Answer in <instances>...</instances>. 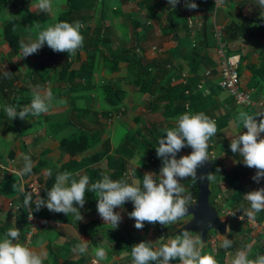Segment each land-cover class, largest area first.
<instances>
[{
    "label": "crops",
    "instance_id": "1",
    "mask_svg": "<svg viewBox=\"0 0 264 264\" xmlns=\"http://www.w3.org/2000/svg\"><path fill=\"white\" fill-rule=\"evenodd\" d=\"M73 1L78 2L75 5L85 11L83 14L81 12L84 20L80 14L78 17L81 23L90 24L87 26L90 32L86 37L83 35L84 47L76 51L80 59L72 66V76L68 73L63 76L58 60L46 59L48 51L43 47L27 58H22L20 48L17 53H13L2 34L3 26L14 19L20 41L36 40L39 33L36 31L37 21L30 19L24 9L28 7L39 11L43 30L54 25L57 16L66 9L60 10V1L52 0V7L46 12L36 7L38 0H6L0 4L3 11L0 13V162L20 171L24 165V155H29L34 162L33 169L39 173L45 186L49 179L48 170L54 175L53 185L56 172L65 163L72 161L67 172L73 173L77 180V173L86 174L90 183H95L102 179L104 173L110 176L112 168L109 161L113 154L116 155L115 149L126 138V133L135 131L136 137L140 138L139 132L144 133V129L150 127L153 130L144 134L146 140L134 146V158H125L124 164L127 161L129 166L136 167L143 176L146 172L159 174L160 167L153 166V157H147L148 149L158 147L159 138L166 136V129L175 127L176 118L181 114L204 112L217 123V134L208 142V156L213 159L209 174L214 176L209 181L211 196L220 193L221 203L227 208L247 215L251 205L244 196L264 187V178L259 183L252 179L256 169L245 166L239 153H232L230 142L238 134L247 131L243 128L239 113L243 111L253 116L260 114L255 117L259 123L264 119V106L238 105L220 88V55L213 31L215 24L222 26L229 46L228 52L240 58V87L253 89L254 99L264 102V27L256 22V19H263L264 22V9L259 7V0H220L216 10L214 6L208 7L212 0H194L198 4L195 10L186 8L185 0H180L175 8L167 0H94L91 12L90 6H82V0ZM239 25H245L243 33L234 38L226 35L229 27L234 29ZM89 35L97 37L99 43L91 42ZM86 48L90 49V53H87ZM37 54L44 57L30 71ZM88 54H93V72L86 79L80 76L79 67L80 62L88 58ZM137 61L152 66L148 70L149 81L141 80L139 85L133 84V72L137 66L134 62ZM207 70L209 74L205 75ZM5 71L9 75L6 76ZM86 75L89 76L87 71ZM65 79L72 83L70 90L65 86ZM150 82L161 86L150 85ZM107 83L114 84V87L117 85L122 94L120 104L115 108H110L107 103L114 99H105ZM36 86L51 89L55 100L49 112L38 117L29 115L23 120L19 117L11 120L4 111L5 106L29 105ZM191 96H194L192 102ZM181 100H186L185 110L178 104ZM72 103L74 107L71 112ZM175 104L179 108L177 112ZM118 107H124V116L110 124L105 113ZM81 133H86L92 142L88 148L70 154L61 147L62 139L74 138ZM260 138L264 139V133L260 134ZM106 149L109 150L106 156L74 169V163ZM189 153V147H185L177 154V158ZM138 161L142 164L137 165ZM117 176L113 180L124 179L131 183L136 179L142 186L143 178L127 175L126 169L121 176ZM21 184L17 173L0 168V239L8 229L18 228L20 235L15 242L23 244L25 226L20 223L18 212ZM181 184L191 192L194 201L191 177L182 180ZM96 199L95 193L86 190V203L80 209L83 221H77L75 215L69 213L67 216L75 224L56 221V227L41 229L33 235L28 246L47 252L48 258L44 264H93L97 247H102L106 252L104 260L99 264H131L129 247L141 241H150L157 248L179 235L174 234L175 229H179L188 220L182 218L181 222L167 226L158 222H145L144 228L138 230L134 226L135 220L128 216L133 210L131 202L129 208L114 209L121 213L122 220L118 228L111 229L112 225L105 223L98 214ZM217 205L221 216V205ZM41 211L50 212L46 207H42ZM254 219L258 223L256 229L244 223H228L224 235L233 241L230 248L221 247L223 235L219 234L215 247H221L224 253L214 254L218 264H232L235 253L242 248L247 249L250 259L264 255V239L261 236L264 233V211L254 213ZM189 234L199 238L196 232ZM81 238L88 241L87 252L84 254L73 251ZM131 238L134 241L131 242ZM213 248L208 241L202 254L212 255ZM170 264H179V261L174 260Z\"/></svg>",
    "mask_w": 264,
    "mask_h": 264
},
{
    "label": "clouds",
    "instance_id": "2",
    "mask_svg": "<svg viewBox=\"0 0 264 264\" xmlns=\"http://www.w3.org/2000/svg\"><path fill=\"white\" fill-rule=\"evenodd\" d=\"M167 2L175 8L180 0H167ZM36 7L46 12L52 7V0H38ZM185 7L195 10L198 4L194 0H185ZM259 7L264 9V0H259ZM83 27L80 21H60L50 25L38 33L36 40L21 41V56L27 58L37 53L45 43L54 52L74 55L83 46L84 37L80 31ZM5 75H9V72L5 71ZM54 100L51 89H41L40 86H36L29 105L17 107L9 104L5 106L4 111L11 120L17 117L23 120L29 115L38 117L49 112ZM18 108L20 111H17ZM256 116L243 111L239 113V119L247 131L231 139L230 149L233 154L239 153L243 157L245 166L256 169L252 179L259 183L264 178V139L260 138V134L264 133V119L257 123ZM165 132L166 136L159 138L156 147V154L162 160V167L159 174L146 172L142 186L139 180L133 179L131 183L124 179L113 180L106 173L102 174V179L90 183L88 175L77 173L76 175L79 176L77 180L73 173L66 171L57 173L55 183L46 191V199L37 194L33 201V193L27 192L23 201L24 206L31 209L34 203L37 212L42 207H46L50 212L63 213L66 216L72 213L77 221H83L84 217L80 209L86 203L87 190L96 194L97 212L105 223L112 225L111 229L118 228L122 220L121 213L114 209L123 210V206L129 201L133 204V210L128 216L135 220L134 226L138 230L144 228L145 222L151 224L158 222L162 226L177 222L188 212V206L192 203V194L183 187L181 181L191 177L197 182V169L210 160L208 142L217 134V123L204 112H185L176 118L175 127L166 129ZM185 147H190L192 152L177 158V154ZM23 160L24 165L17 173L21 176L30 174L34 167L29 155H24ZM217 171L219 172V169ZM47 175L51 176V170H48ZM199 179L210 181L214 176L202 174ZM21 191L25 190L21 188ZM244 197L251 205V211L247 212L249 218H254V213L264 211V187L250 191ZM213 205L215 206L214 202ZM220 217L226 221L222 216ZM19 235L18 228H10L0 239V264H44V260L48 258L47 252L37 251L25 244L15 242ZM232 244V239L223 235L221 247L227 249L232 247ZM87 245L88 241L81 238V242L73 251L84 254L87 252ZM105 256V250L97 247L93 264H99ZM131 256V264H170L174 260H178L179 264H218L214 255L202 254L201 241L199 238H193L187 231L176 235L157 248H154L150 241L134 244ZM232 264H264V255L250 259L247 249L242 248L235 253Z\"/></svg>",
    "mask_w": 264,
    "mask_h": 264
},
{
    "label": "trees",
    "instance_id": "3",
    "mask_svg": "<svg viewBox=\"0 0 264 264\" xmlns=\"http://www.w3.org/2000/svg\"><path fill=\"white\" fill-rule=\"evenodd\" d=\"M6 0H0V4L5 2ZM67 5H66V9L61 12L56 19V23L60 22V21H68V22H74V18L76 16H78L77 11L81 8V7H77L78 4L74 3L73 0H66ZM81 2V1H80ZM25 12H27V14L33 18L34 20H36L37 22L41 23V19L39 16L34 15L32 13V11L30 12L29 8H25L24 9ZM15 25H16V21L14 19L10 20L9 22H7L2 29V34H3V39L6 42V45L11 49V51L13 53H17L19 48H20V37L19 34L16 33L15 31ZM42 30V28H41ZM245 30V25H239L238 27H234V29H230V27L227 29L228 34L226 35H231V38H234V36L236 35H240L241 33H243ZM228 37V36H227ZM99 40V39H97ZM84 47V45H83ZM86 47V46H85ZM44 50L49 53V57L51 58V61H55L58 60V65L60 66V70L63 73V76L68 73L71 76L74 74V68L72 67L74 65V63L79 62V55L76 52L74 55H70L68 56L67 53H59V52H54L52 49H50L47 44L45 43V45L43 46ZM85 50H87V53H90V49L86 48ZM92 51V49H91ZM130 63V62H129ZM134 64H137V66L135 67L134 70H136L135 72H133L134 74V83L135 85H139L140 81H149V69H151L152 66L150 65H143L142 63H139V61L134 62ZM79 71H80V76L81 77H85L86 79H89V77L91 76L92 72H93V54H88V58L85 61H81L80 62V67H79ZM133 70V71H134ZM86 71L89 73V76L86 75ZM88 76V77H87ZM150 85H155L157 87H160L161 84H155L154 82H150ZM65 86L67 89H71L72 88V83L69 79H65ZM117 86V85H116ZM114 87V84L112 83H107L105 86V92H107L105 99H114L112 100V102L107 101L108 106L110 108H115L120 104L121 101V92L119 87ZM115 97V98H114ZM192 97H193V101H194V96H191V102H192ZM186 100H181L178 104L181 106V108H184V103ZM191 104V103H190ZM73 107L74 104L72 103V108H71V112L73 111ZM119 108V107H118ZM117 109V108H116ZM175 112H177V110H179L178 105L175 104L174 106ZM110 111V110H109ZM108 112V111H107ZM106 112V113H107ZM125 112V110H124ZM105 113V114H106ZM124 114V113H123ZM150 127L145 128V132L141 133L139 132V134L141 135L140 138L136 137L135 135V131H128L126 133V138L123 139V141L116 147L115 149V154L116 155H112L110 161H109V165L112 168V172H110V176L111 179L115 178L117 175L121 176L124 169H126V174L129 176H133V175H139L143 178V175L141 173V171H139L136 167H134L133 165L128 164V162L126 161V165L124 164V160L125 158H134V156L136 155V150L134 149L135 145H140L144 142V139L146 140V135H144L145 133H149L151 132L153 129H151ZM156 131V130H154ZM61 143V147L66 149L70 154H75L77 152L83 151L86 148H88L92 142H90V140L88 139V135L86 133H81L79 134L77 137L74 138H65L62 139L60 141ZM108 149H106L105 151L93 154L87 158H85L84 160L74 163L75 167L74 169H79V167H82L83 165H85V163H89V162H94L96 160L101 159L103 156H106L108 153ZM118 155V156H117ZM150 155V156H149ZM147 157L150 159L151 157H153L154 164L153 166L155 168H161L162 167V160L160 158L157 157L156 154V149H148L147 151ZM73 164L72 161H69L67 163H65L63 165V167L57 171L56 173H62V172H66L68 171V167ZM35 169H32L31 173H34ZM211 172V169L209 170L208 174ZM30 173V174H31ZM55 174V173H54ZM29 175V174H28ZM28 175H24L25 177ZM117 176V177H119ZM192 179V178H191ZM54 180V175H51L49 177V179L47 180V183L45 184V188H43L42 192H41V197L42 198H47V190L50 189L52 182ZM193 180V179H192ZM192 193L194 194V201L197 198L198 195V186L196 184V182L193 181V185H192ZM94 196V195H93ZM24 195L21 191V203L20 206L18 207V212H19V218H20V223L22 224V226H25V232L26 229L28 228V224H27V220H26V212L24 210ZM213 198L211 196L210 193V201L213 203ZM192 200V202H194ZM90 203H92V199L89 200ZM94 203V202H93ZM33 208H34V212L37 215H40L42 217H46L50 220L53 221H59V222H65V223H69V224H75V221L73 219L70 218V216H65L63 213H55V212H49L46 213L44 211H36L35 210V206L33 203ZM131 206V202H126L125 205L123 206L124 209L129 208ZM215 207L218 209V207L215 205ZM182 219V218H181ZM181 219L178 220L177 222H181ZM179 229L176 228L175 229V235L178 234ZM183 233V232H182ZM25 235V233H24ZM130 241H134V238H131ZM205 246V245H204ZM204 246L202 247V253L204 252ZM128 250L131 252L132 248L129 247ZM216 253L223 255L224 251H222V248L217 246V251Z\"/></svg>",
    "mask_w": 264,
    "mask_h": 264
},
{
    "label": "built area",
    "instance_id": "4",
    "mask_svg": "<svg viewBox=\"0 0 264 264\" xmlns=\"http://www.w3.org/2000/svg\"><path fill=\"white\" fill-rule=\"evenodd\" d=\"M215 10L218 8L220 0H212ZM189 25L192 28L191 19H189ZM213 35L216 41V49L220 55V81L219 86L221 89L226 91L235 101L236 104L241 106L253 107V106H264V102L255 100L253 97V89H243L239 85V67H240V58L235 53H229V46L227 40L224 36V30L222 26L214 25ZM194 45V40H193ZM209 74V71H205V75ZM188 93V92H187ZM124 107H119L114 110H110L105 114L107 121H113L114 119H119L123 116ZM212 154V152H211ZM0 168L7 170L11 173H18L19 171L15 168H10L5 166L3 162H0ZM21 178V188L23 195L25 197L26 193L31 191L33 193V201H35L37 194L41 195L43 190V180L39 173H31L28 176L24 177L19 175ZM221 194H217L213 198V202L221 205V216L228 222L235 221L238 223H244L251 228L256 229L258 226L257 221L254 218H249L244 213H239L230 208H227L224 203H221ZM26 212V220L28 228L25 232V239L23 244L29 245L33 235H35L41 229H50L54 228L57 225L56 221L50 220L46 217L35 214L34 208L31 209L24 206ZM244 217L241 219L240 217ZM264 239V233L261 235ZM219 239V234L217 231L213 230L209 233L208 241L210 242L213 248V254H216L217 248L215 247Z\"/></svg>",
    "mask_w": 264,
    "mask_h": 264
},
{
    "label": "water",
    "instance_id": "5",
    "mask_svg": "<svg viewBox=\"0 0 264 264\" xmlns=\"http://www.w3.org/2000/svg\"><path fill=\"white\" fill-rule=\"evenodd\" d=\"M259 26L264 27L263 19H256ZM71 105V103H70ZM190 153L192 149L189 147ZM189 153V154H190ZM213 160L206 161L203 166L197 169V186L198 195L194 202L188 206V212L182 218H188L187 222L179 228L178 234L184 231L196 232L199 235L201 245L207 244L208 235L211 230H216L219 234L224 235L228 223L221 219L216 207L210 201L209 181H201L199 177L207 175L212 167Z\"/></svg>",
    "mask_w": 264,
    "mask_h": 264
},
{
    "label": "rangeland",
    "instance_id": "6",
    "mask_svg": "<svg viewBox=\"0 0 264 264\" xmlns=\"http://www.w3.org/2000/svg\"><path fill=\"white\" fill-rule=\"evenodd\" d=\"M60 2V6H61V8H60V10H62V9H65L66 8V2H65V0H59ZM83 2H81V3H83L82 4V6L84 7V8H86L87 6H90L91 7V10L89 11V12H91L92 11V9H93V5L95 4L94 3V0H82ZM74 3H77L76 1H74ZM209 8H213V4L211 3L210 4V6H208ZM88 9V8H87ZM2 10V7L0 6V13L2 14L3 13V11H1ZM30 10V12L32 11V13L34 14V15H37V16H40L39 15V11L37 10V9H29ZM81 12H82V14L85 12V11H83L82 9H79L78 11H77V13L78 14H80V16H81V18L84 20V18L82 17V15H81ZM29 16V15H28ZM30 17V16H29ZM30 19H32V20H34L33 18H31L30 17ZM55 21H56V19H55ZM75 21H81L80 19H79V17L78 16H76L75 18H74V22ZM53 22H54V19H53ZM37 23V25H38V28H37V30L36 31H38V32H40V29H41V27H42V25H40V23L39 22H36ZM83 25H84V27L80 30L81 31V34L82 35H84L85 37L88 35V33L90 32L89 31V29L90 28H87V26L89 25L90 26V24H88L87 25V23L86 22H83L82 23ZM87 28V29H86ZM31 35H35V34H31ZM38 35V34H37ZM89 37H90V41L91 42H95V43H99V40H97L98 38L97 37H95V36H90L89 35ZM94 48V47H93ZM49 54H47L46 53V59H48V60H51V58L48 56ZM7 57V56H6ZM5 57V58H6ZM43 57L44 56H41V57H39L38 56V54L35 56V60H34V62H33V64H32V66H31V69H30V71H32V69H33V67H35V66H37L38 65V63H39V61H41L42 59H43ZM4 58V57H3ZM40 58H42V59H40ZM125 110V109H124ZM123 116H124V114H123ZM122 116V117H123ZM122 117H120L119 119H121ZM118 121V119H114L113 121H110V124L112 123V122H117ZM109 122V121H108ZM138 164L137 165H140V164H142V162L141 161H138L137 162ZM217 207H218V205H217V203L215 204ZM209 251H210V253H211V250L209 249ZM205 253H207V250H205Z\"/></svg>",
    "mask_w": 264,
    "mask_h": 264
}]
</instances>
